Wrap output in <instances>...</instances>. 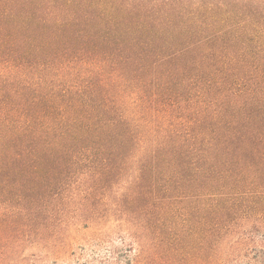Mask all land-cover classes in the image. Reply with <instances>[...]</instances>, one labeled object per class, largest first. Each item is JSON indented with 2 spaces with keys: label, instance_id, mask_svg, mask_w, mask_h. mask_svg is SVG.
I'll list each match as a JSON object with an SVG mask.
<instances>
[{
  "label": "trees",
  "instance_id": "16d2710c",
  "mask_svg": "<svg viewBox=\"0 0 264 264\" xmlns=\"http://www.w3.org/2000/svg\"><path fill=\"white\" fill-rule=\"evenodd\" d=\"M118 184L237 188L264 231V0H0L3 212Z\"/></svg>",
  "mask_w": 264,
  "mask_h": 264
},
{
  "label": "rangeland",
  "instance_id": "374dc122",
  "mask_svg": "<svg viewBox=\"0 0 264 264\" xmlns=\"http://www.w3.org/2000/svg\"><path fill=\"white\" fill-rule=\"evenodd\" d=\"M100 193L83 211L77 202L49 218L0 206V264H259V206L237 188L118 184Z\"/></svg>",
  "mask_w": 264,
  "mask_h": 264
}]
</instances>
